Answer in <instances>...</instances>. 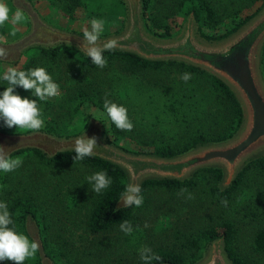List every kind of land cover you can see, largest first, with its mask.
Listing matches in <instances>:
<instances>
[{"label": "trees", "instance_id": "1", "mask_svg": "<svg viewBox=\"0 0 264 264\" xmlns=\"http://www.w3.org/2000/svg\"><path fill=\"white\" fill-rule=\"evenodd\" d=\"M13 1L16 3V0ZM53 1V5L70 17L78 7H85L87 4V0ZM186 1L190 4L185 10L188 14L190 11L194 12L197 32L209 40L229 35L264 5V0H168L165 4L162 3L164 11L159 10L157 17L151 12L155 8L153 0H141L142 16L146 11L149 15L144 21L146 29L152 32L151 28H160L161 32L154 34L162 37L172 35L165 19L169 13L180 10ZM256 2L258 6L253 11L242 14ZM27 12L31 23L34 18L41 19L37 10L31 9ZM226 17H239V20L219 34L207 32L209 27L216 26ZM66 44L37 43L35 48L40 51L43 59L35 55L12 56L9 61L7 60L8 66L0 70V92L5 91L8 86L2 79V74L8 67L23 71L43 67L52 77L53 82L59 85L61 82L53 70V63L60 49ZM68 45L90 59V76L84 75L82 79L66 80V85L60 86L67 90L64 94V102L68 110L63 114L73 115L84 103L96 105L107 114L104 100L94 85L96 74L91 72L95 65L92 57L75 45L70 43ZM102 57L110 67L108 77L114 90L110 94L116 92L118 97L123 99L120 91L125 93L133 89L136 100L144 99L149 90L152 91L150 96L157 92L156 101L159 107L153 119H159L164 124L158 131L156 128L152 129L153 125L150 123L146 132L135 137L138 140L150 137L153 144L149 152L172 156L197 145L222 141L232 136L242 122L243 110L234 91L224 80L200 66L178 59H148L134 52L115 48L102 50ZM80 62L88 64V60L82 59ZM185 75L188 77L186 80ZM79 81L81 83L76 85L73 83ZM155 85L162 90H153L151 86ZM68 86L72 89L70 90ZM15 92L22 97L38 100L41 104L40 118L44 122L42 130L57 135L63 134L61 133L63 122L58 121L56 116L48 111L54 104L53 100L50 98L40 100L34 95V90H25L20 86L15 88ZM210 101L214 108H205V104ZM108 120L113 136L107 138L113 144L120 146L114 139L119 137L124 129L117 128L110 117ZM2 122L0 119V130L11 132ZM20 153H28L38 165L50 167L52 170L47 175L46 181L36 182L35 185L32 177L25 178L20 175L12 181V172L0 171V197L8 203L13 218V225L9 227L19 231L17 220L21 218L25 226L28 215L34 218L39 227V214L43 211V195L47 191L45 199L48 196H56L58 188L56 178L61 176H55L53 171L63 163L74 167L72 173L75 170V179L72 182V174H70V184L73 185L75 182L80 184V190L76 195L81 199L85 198L86 203L84 202L83 205L86 208L83 219L90 233L105 232L136 216L140 207L137 208L134 204L114 209L116 200L127 186L126 172L118 164L95 154L77 159L78 153L75 149L59 151L49 156L37 147L19 148L7 155L6 159ZM98 172L106 173V178L111 181L99 193L95 191L96 181L88 179ZM222 180L223 170L219 166L199 167L191 175L181 179L144 178L140 183V195L144 197L143 205L150 202L152 191L161 190L158 198L168 199L184 207V212L190 218L174 226L173 242L170 246H155L153 250L141 255L136 264H157L161 261L191 264L201 259L210 242L220 236L223 237L224 251L232 264H264V154L260 153L247 159L229 184H223ZM40 237L46 254L55 264L60 260H64L67 264H75L73 255L69 258L67 255L69 251H64L65 241H61L62 245L53 246L42 238L41 233ZM156 255L161 259H155ZM0 264H14V262L3 260ZM24 264H28V259Z\"/></svg>", "mask_w": 264, "mask_h": 264}, {"label": "rangeland", "instance_id": "2", "mask_svg": "<svg viewBox=\"0 0 264 264\" xmlns=\"http://www.w3.org/2000/svg\"><path fill=\"white\" fill-rule=\"evenodd\" d=\"M27 1L31 2L36 10H41L39 17L41 20L46 21L51 25L57 26L54 22V16L59 17L61 14L64 15L63 12L53 5V0H16V2H19L23 7H26L25 5L27 4ZM167 1L168 0H153L155 8H153L151 12L158 17L159 10L164 11V8L161 6L162 3L165 4ZM3 2L6 3L11 10L10 16L17 10H20L23 12L24 19L18 24L5 22L3 25H0V43L8 44L17 42L25 38L31 27V22L27 15V8L25 9L16 6V3L13 0H3ZM115 2L116 0H87L86 6L78 7L73 16L70 17L65 15L77 20V25H74L75 28L64 29L79 33H83L84 30L91 31V21L93 19H98L105 22L100 36L120 32L127 22V2L126 0H118L116 3ZM189 4L190 3L186 1L180 10L168 14L165 21L168 27H170L172 35L167 37L175 36L182 30L188 17V13L185 9ZM251 6L250 9H247L242 14L244 15L253 11L258 6V3L256 2ZM148 16L149 15L146 11L142 16L143 23ZM238 20L239 17H226L216 26L209 27L207 32L209 34H219L226 28L234 25ZM151 30L152 32L147 31L156 37H162L158 36V34H154L155 32H161L162 29L151 28ZM34 44L26 46L19 56L35 55L36 57L43 59V56L40 54V51L35 48ZM68 44L69 43L63 45L53 63V70L57 73L56 77L61 82L58 89L60 94L55 97H49L54 101V104L48 109V111L52 112V115L56 116L58 121L60 120V122H63V129L61 130V133H63L62 136L82 132L87 128L89 118L96 117L102 121L104 126V138L108 140L107 137L112 138L113 132L109 129L110 124L105 110L96 105H92L91 103H84L73 115L66 116L63 114L68 110L64 102V94L67 90L60 86L66 85V80H75L77 78L82 79L84 75L90 76V59L85 58ZM12 49V47L3 49L7 58L4 59L0 57V70H3L8 66L7 60L9 61L13 56L10 54V52L14 50ZM263 49L264 45L260 52V70L264 80ZM15 55L13 57H16ZM82 59L88 60V64L81 63L80 61ZM108 66L109 64L107 61L103 67L96 64L93 66L91 72L96 74V82L94 85L98 89L100 97L104 100V104L106 102L108 104L114 103L126 109V122L132 125L130 130L124 129L114 141L130 151L149 152L152 149L153 144L150 137L140 139L141 141L135 137L142 132H146L148 124L150 123L153 125L152 129L156 128L158 131H160L162 128L161 126L164 124L163 121H160L159 119H153L155 118L154 116L157 112V107H159V103L156 101L157 92L150 96L149 94L152 91L149 90L144 99L137 98L136 100H134L135 94L133 89L128 90L125 93L120 91L123 99L118 97L116 92L110 94V92H114V90H112V84H110L109 81L110 77H108V71L110 67ZM73 83L76 85L81 83V81ZM68 88L70 90L72 89L70 86H68ZM151 88L155 91L162 90L161 87L158 88L156 85L151 86ZM119 89H124V87H120ZM36 101L41 112L42 106L38 100ZM206 107L214 108L211 101L205 104V108ZM0 119L3 121L2 124L5 128L8 129L9 127L6 124V121L3 118ZM8 131L19 132L16 126L9 128ZM27 154L20 153L13 156V158L17 156L21 157L22 162L12 171V181L20 175H23L25 178L32 177L35 180L34 185L36 182L42 183L43 181H46L47 175L50 174L52 169L46 166L41 167L37 164L35 159L30 158L29 154ZM72 168L74 167H71L70 164L63 163L57 166L53 171L55 176L60 175L61 178H56L58 188L55 197L48 196L47 199H45L44 196L47 191L43 195V211L39 214L38 228L40 229L42 238L47 240L49 244L53 246L62 245L63 243L61 241H65V244H63L65 247L64 251H69V254H67L69 258L73 255L75 264H136L141 255L153 250L155 246H170L173 242L174 226L182 224L183 221H187V219L190 218L184 212V207L173 201H169L168 199L163 200L158 198V194L162 192L161 190H158L152 191L150 202H147L146 205L137 209L136 216L131 218L126 224L122 223L115 226L113 229L99 234L90 233L86 229L85 221L83 219L86 208V206L83 205L84 202L86 203L85 198L81 199L76 195L80 190V184L76 182L73 185L70 184L71 181L69 175L72 174V182L75 179V170L72 173ZM0 201L4 202L2 197H0ZM17 223L20 227L18 232L27 235L29 240L33 241L29 234H27V230H25L26 227L23 225L21 218L17 220ZM121 225H124V227L122 228ZM129 229L131 230L130 232L128 231ZM207 250L208 248L204 252V255ZM56 262L57 264H67L64 260ZM28 264H41L38 251L33 257L28 258Z\"/></svg>", "mask_w": 264, "mask_h": 264}, {"label": "water", "instance_id": "3", "mask_svg": "<svg viewBox=\"0 0 264 264\" xmlns=\"http://www.w3.org/2000/svg\"><path fill=\"white\" fill-rule=\"evenodd\" d=\"M126 2L128 13L125 27L120 32L99 36L95 45H90L83 33L33 19L34 29L29 38L8 44L0 43V47H12L14 50L10 53L19 56L30 44L65 42L87 54L90 47L104 50L106 44L115 40L113 48L131 51L144 58L178 59L200 66L224 80L236 94L243 110V119L237 131L225 140L163 156L152 152H134L113 144L104 138L102 121L90 117L86 129L66 136L42 129L26 132L0 130V147L3 148L4 157L23 147H37L51 156L59 151L75 149L78 139H94L93 154L121 166L126 172L127 186H140L146 177L185 178L202 166L221 167L222 183L229 184L247 159L264 153V80L260 70V52L264 45V5L229 35L209 40L197 32L193 11H190L184 27L177 35L156 37L144 26L141 0ZM16 4L21 6L18 2ZM29 6H26L27 11H30ZM127 186L116 200L115 210L125 207L126 197L122 194ZM25 227L32 240L39 245L41 264H55L44 250L38 226L31 215L26 217ZM222 241V236L213 239L206 254L191 264H232ZM157 264L174 263L161 261Z\"/></svg>", "mask_w": 264, "mask_h": 264}, {"label": "clouds", "instance_id": "4", "mask_svg": "<svg viewBox=\"0 0 264 264\" xmlns=\"http://www.w3.org/2000/svg\"><path fill=\"white\" fill-rule=\"evenodd\" d=\"M10 9L3 0H0V25L5 22L18 24L24 19L23 12L17 10L10 16ZM104 21L93 19L91 21L92 30H84L83 34L90 45H95L101 30L104 27ZM116 41H110L104 47L106 49H113ZM3 49H0V57L5 56ZM87 55L93 58V62L103 67L106 61L102 57V50L98 47H90ZM188 77L185 75L184 79ZM3 81L7 82V88L0 93V118L6 121L9 128L16 126L19 132L37 131L44 125L43 120L40 118V109L37 106V101L30 100L27 97H22L15 92L17 86L25 90H34V95L39 97L40 100H45L49 97L58 96L59 85L53 82L52 77L48 74L47 70L43 67H37L29 71L18 70L15 67H8L2 74ZM104 107L107 110V115L110 117L111 122L114 123L119 129H131L132 125L127 123L126 109L117 104L109 105L107 102ZM95 141L78 139L76 141L75 151L78 153L77 159H83L85 156L93 154V147ZM22 162V158L17 156L15 158H5L3 155V148L0 147V171L4 173L12 172ZM95 180V191L99 193L105 189L111 181L106 178V173L98 172L95 176L88 178ZM141 187L139 185L133 186L128 184L125 193L122 195L126 197L125 206L135 205L137 208L141 207L144 202V197L140 195ZM127 221H125V224ZM13 225L12 213L9 211V205L6 202L0 201V261L10 260L14 264H24V262L33 257L39 245L35 241H30L29 237L23 233L18 232ZM123 228L124 225H121ZM131 231L130 229L128 230ZM161 259L159 255L154 257ZM147 259V257H145Z\"/></svg>", "mask_w": 264, "mask_h": 264}, {"label": "crops", "instance_id": "5", "mask_svg": "<svg viewBox=\"0 0 264 264\" xmlns=\"http://www.w3.org/2000/svg\"><path fill=\"white\" fill-rule=\"evenodd\" d=\"M31 1V0H29ZM28 4H26L25 6H29V10L31 9H35L33 7V5L31 4V2H28ZM36 10V9H35ZM37 12L39 14H41V10L37 9ZM73 18H69L68 16H65L63 14H61L59 17L58 16H54V22L57 24V27H60V28H75V26L77 25V20H72ZM48 23V22H47ZM75 25V26H74ZM55 26V25H54ZM65 43V42H64ZM37 44V43H36ZM56 44V43H55Z\"/></svg>", "mask_w": 264, "mask_h": 264}, {"label": "flooded vegetation", "instance_id": "6", "mask_svg": "<svg viewBox=\"0 0 264 264\" xmlns=\"http://www.w3.org/2000/svg\"><path fill=\"white\" fill-rule=\"evenodd\" d=\"M20 7H23V6L21 5ZM23 8L26 9V7H23ZM27 10H28V9H27ZM34 20H39V19H38V18H34ZM40 20H41V19H40ZM33 29H34V26H33V20H32L30 30H29L28 34H27L25 37H28V38H29V37H30L29 35H30L31 32H33ZM34 45H36V43H35ZM0 49H4V48H3V47H0ZM10 54L14 56L13 53H10ZM15 56H16V55H15Z\"/></svg>", "mask_w": 264, "mask_h": 264}]
</instances>
